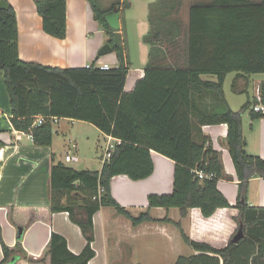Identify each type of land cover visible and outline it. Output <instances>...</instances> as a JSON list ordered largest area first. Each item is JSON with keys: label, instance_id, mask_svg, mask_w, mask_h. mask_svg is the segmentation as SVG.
<instances>
[{"label": "trees", "instance_id": "16d2710c", "mask_svg": "<svg viewBox=\"0 0 264 264\" xmlns=\"http://www.w3.org/2000/svg\"><path fill=\"white\" fill-rule=\"evenodd\" d=\"M89 1L94 18L117 53V66L103 69L93 61L89 67L62 68L24 61L19 56L16 10L11 4L8 9L0 8V70L5 73L14 128L31 134L36 144L50 146L56 128L50 120L35 125L36 117L42 114L86 121L120 140L101 170L76 169L63 161L52 166L50 210L68 211L70 219L80 226L86 238L84 249L78 254L72 252L67 239L53 231L44 257L35 258L24 252L21 240L14 247L7 245L0 225L4 252L0 264L8 263L14 255L32 263L44 261L48 256L49 264H89L96 255L92 245L94 214L102 206L115 207L134 224L152 220L150 209L153 207H179L182 215L196 207L204 217L212 216L218 208L232 207L218 189L220 178L231 177L198 122L229 126L227 145L239 184L234 206L239 213L235 219L237 230L242 224L245 235L238 242L231 239L220 248L194 241L185 234L184 238L195 249L220 257L222 264H241L243 249L251 253L252 243L256 250L253 262L257 264L259 259L264 264V207L248 203L250 179L264 177V158L246 151L242 124V115L248 110L253 119L264 116L253 110L255 103H264V80L260 83L259 99L248 98L237 111L230 107L224 91L226 77L231 72H236L238 84L240 81L245 84L242 91H238L240 84L235 89L239 93L248 92L249 75L264 73V0H214L210 4L191 5L183 40L186 63L159 65L151 59L145 67V76L129 92L125 84L130 67L125 64L121 39L105 16L113 7L105 10L97 0ZM34 2L44 31L65 38L67 0ZM150 35L148 33L145 40L154 45L152 42L159 34ZM153 51L155 45L151 53ZM204 74L215 75L216 80H204ZM204 92H214L222 108L220 111L207 113L200 108L197 95ZM153 150L175 162L173 192L150 194L148 210L133 216L112 196L111 179L119 174L134 180L150 176L154 171ZM195 169L213 172L215 176L199 178ZM99 187L105 188L102 194ZM80 200L82 203L78 204ZM12 210L10 208V219L14 222Z\"/></svg>", "mask_w": 264, "mask_h": 264}, {"label": "crops", "instance_id": "0c3cea01", "mask_svg": "<svg viewBox=\"0 0 264 264\" xmlns=\"http://www.w3.org/2000/svg\"><path fill=\"white\" fill-rule=\"evenodd\" d=\"M7 1L16 10L18 48L22 60L62 68L84 67L93 61L107 63L110 66L119 64L117 53L114 51L98 56L99 49L108 41V35L94 18L89 0H67L65 38L54 37L44 31L42 17L37 12L34 0ZM213 1L139 0L137 2V18L134 20L138 36L137 57L129 66L126 91H132L137 81L145 76V67L151 59L159 65L186 63L183 40L188 30L190 7L193 4H210ZM126 6L133 5L128 0H119L117 10ZM152 7L154 13L151 11ZM152 14L156 19L155 25H151ZM152 27L157 28L159 34L153 41L157 42L154 44L153 53L151 49L154 45L145 40ZM127 61L125 57L126 65ZM251 75H249V86L252 81ZM202 79L214 81L216 76L204 74ZM262 81L255 82L257 88L252 96L253 99L258 100ZM239 84L240 92L245 84L242 81ZM239 92L234 91L236 94H244ZM249 96L250 94L248 98ZM225 97L235 111L240 110L245 103L242 104L239 100L234 103L226 91ZM197 101L200 108L207 113H215L222 109L214 92L198 94ZM11 116L5 73L0 70V142L2 143L0 145V225L3 239L11 247L21 240L24 252L39 258L44 257L51 234L55 231L63 235L67 239L69 249L78 254L86 244L80 226L70 219L68 211L51 212L50 210L51 170L59 161L76 169L101 170L104 164L103 154L100 163L96 166H89L83 160L82 164H79L81 159L78 154H72L74 159L68 162L65 156L70 154L69 149L61 151L56 142L59 130L54 133L50 146H41L34 142L31 134L15 129ZM197 119L200 120V117ZM61 120L69 122L67 125L69 129L75 122H86L60 118L55 128ZM198 123L202 133L210 138L213 149L219 153L226 174L231 177L220 178L218 189L232 207L218 208L210 217H204L200 208L196 207L189 208L186 215H182L179 207H153L150 209L152 220L134 224L130 217L119 213L115 207L102 206L94 214L95 238L92 245L96 255L89 264H155V260L162 261V264H176L182 257L184 259L179 264H222L220 257L195 249L184 238L185 234L194 241L220 248L229 243L238 226L235 217L239 210L234 206L238 199L239 184L234 161L227 145L229 126L227 123ZM242 124L246 151L264 158V116L253 119L248 110L242 115ZM101 133L108 140L109 135L102 131ZM72 146L76 147L75 144ZM152 158L154 171L147 178L134 180L126 174H119L111 179L112 196L133 216L148 210L150 194L173 192L175 162L154 150ZM72 162H78V165H72ZM62 202L64 204L67 202L66 196ZM77 203L82 202L80 200ZM248 203L253 207H264V177L254 176L250 179ZM10 208L13 209L14 222L10 219ZM137 244L144 245L146 250L140 249ZM250 247L251 253L244 252L246 249H243L241 264H255L253 259L256 250L252 243ZM13 257L14 264H49L48 256H45L44 261L34 263L19 255ZM3 259L4 252L0 243V262ZM257 264H262L259 259Z\"/></svg>", "mask_w": 264, "mask_h": 264}, {"label": "rangeland", "instance_id": "374dc122", "mask_svg": "<svg viewBox=\"0 0 264 264\" xmlns=\"http://www.w3.org/2000/svg\"><path fill=\"white\" fill-rule=\"evenodd\" d=\"M100 7L103 9H108L113 7L112 10L105 13L106 19L112 29L117 30L119 38L121 39V44L123 45L125 56L127 57V65L130 66L134 62V58L137 57V43L138 36L136 34V27L134 25V20L137 18V2L139 0H128L133 6L123 7L121 10H117L119 0H97ZM152 13H154L153 7L151 8ZM156 24V19L152 14L151 25ZM149 31L151 33L150 37H153L158 33L157 28H151ZM155 41V40H154ZM156 44L157 42H152ZM117 55V54H116ZM119 60V59H118ZM236 72L229 73L225 81V91L230 99L234 101H241L242 104L247 101L248 94L250 98L253 99V94L256 91L257 80H264V73L252 74V81L247 93L236 94L235 89L239 86L238 81L235 80ZM246 100V101H245ZM68 121L61 120L60 124L56 127L59 130L58 136H56V142L60 147L61 151L69 149L70 154H78L77 156L85 161V164L89 166H96L100 163L101 155L104 153L106 148L107 138L101 131L93 124L87 122H75L73 127L69 129ZM75 144L76 147H73ZM72 165H78V162H72ZM127 247V245H125ZM137 246L146 250V247L142 244H137ZM154 247L156 248V242H154ZM127 247V251H128ZM157 250V249H156ZM155 253V251H154ZM156 258H159L156 256ZM162 258V257H161ZM161 260V259H160ZM155 264H162V261L155 260Z\"/></svg>", "mask_w": 264, "mask_h": 264}, {"label": "built area", "instance_id": "2783aa9c", "mask_svg": "<svg viewBox=\"0 0 264 264\" xmlns=\"http://www.w3.org/2000/svg\"><path fill=\"white\" fill-rule=\"evenodd\" d=\"M90 64H88L86 66L89 67ZM96 64L103 69H108L111 67L107 63H96ZM258 99H259V96H258ZM253 110L257 113L264 114V103H262V102L255 103L253 105ZM46 120H50L52 123L56 124L59 122L60 117H58V116H46V115L40 114L36 117L35 125L41 124V123L45 122ZM119 142H120L119 139L112 138V136H109L107 143H106V148H105L104 153H103V161L107 160L111 156L112 152L115 150V148L117 146V143H119ZM73 159H74V156H72L70 154H67L65 156V160L68 162L72 161ZM194 171L196 172V174L198 175L199 178H206V177L212 178L215 176V174L213 172L209 173V172H205L204 170H201V169L200 170L195 169ZM104 191H105L104 187H99V194H102Z\"/></svg>", "mask_w": 264, "mask_h": 264}, {"label": "water", "instance_id": "95a60500", "mask_svg": "<svg viewBox=\"0 0 264 264\" xmlns=\"http://www.w3.org/2000/svg\"><path fill=\"white\" fill-rule=\"evenodd\" d=\"M0 8L1 9H8L9 8V3L7 0H1L0 1ZM118 9V7L116 8ZM113 48L111 47L110 43L106 42L104 45H102V47L99 49L98 51V56H103L106 54H109L111 52H113ZM245 233L243 230V225L240 224L239 229L237 230V232L234 234L232 240L234 242H238L242 237H244ZM15 262V258L13 257L8 263L6 264H14Z\"/></svg>", "mask_w": 264, "mask_h": 264}]
</instances>
